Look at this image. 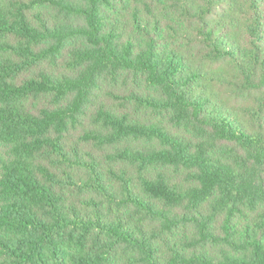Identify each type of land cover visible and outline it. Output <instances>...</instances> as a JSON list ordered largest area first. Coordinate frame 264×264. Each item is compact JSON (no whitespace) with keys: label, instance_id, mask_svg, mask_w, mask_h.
<instances>
[{"label":"trees","instance_id":"1","mask_svg":"<svg viewBox=\"0 0 264 264\" xmlns=\"http://www.w3.org/2000/svg\"><path fill=\"white\" fill-rule=\"evenodd\" d=\"M0 264H264V0H0Z\"/></svg>","mask_w":264,"mask_h":264}]
</instances>
